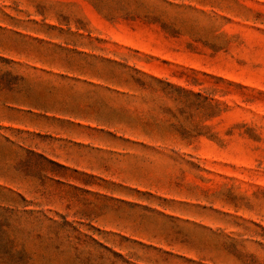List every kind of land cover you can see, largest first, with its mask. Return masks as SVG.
<instances>
[{"label":"rangeland","instance_id":"1","mask_svg":"<svg viewBox=\"0 0 264 264\" xmlns=\"http://www.w3.org/2000/svg\"><path fill=\"white\" fill-rule=\"evenodd\" d=\"M0 264H264V0H0Z\"/></svg>","mask_w":264,"mask_h":264}]
</instances>
